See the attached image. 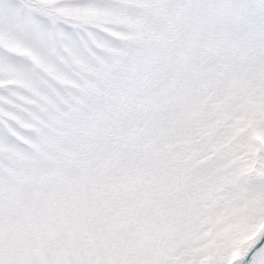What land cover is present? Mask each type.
I'll list each match as a JSON object with an SVG mask.
<instances>
[{
	"label": "snow or ice",
	"instance_id": "1",
	"mask_svg": "<svg viewBox=\"0 0 264 264\" xmlns=\"http://www.w3.org/2000/svg\"><path fill=\"white\" fill-rule=\"evenodd\" d=\"M261 240L264 0H0V264H264Z\"/></svg>",
	"mask_w": 264,
	"mask_h": 264
},
{
	"label": "rangeland",
	"instance_id": "2",
	"mask_svg": "<svg viewBox=\"0 0 264 264\" xmlns=\"http://www.w3.org/2000/svg\"><path fill=\"white\" fill-rule=\"evenodd\" d=\"M260 242H262V240ZM263 244H264V242H263Z\"/></svg>",
	"mask_w": 264,
	"mask_h": 264
},
{
	"label": "water",
	"instance_id": "3",
	"mask_svg": "<svg viewBox=\"0 0 264 264\" xmlns=\"http://www.w3.org/2000/svg\"><path fill=\"white\" fill-rule=\"evenodd\" d=\"M255 249H253V251H254Z\"/></svg>",
	"mask_w": 264,
	"mask_h": 264
}]
</instances>
